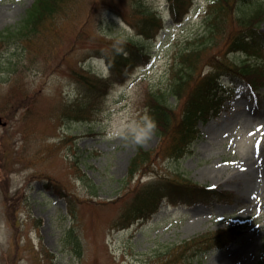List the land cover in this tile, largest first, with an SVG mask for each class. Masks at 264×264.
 I'll list each match as a JSON object with an SVG mask.
<instances>
[{
  "label": "rangeland",
  "instance_id": "1",
  "mask_svg": "<svg viewBox=\"0 0 264 264\" xmlns=\"http://www.w3.org/2000/svg\"><path fill=\"white\" fill-rule=\"evenodd\" d=\"M148 1L167 6L166 0ZM206 1L196 0L183 23L170 25L156 41L146 40L151 63L89 103L83 117L74 108L87 103L75 72L96 49L106 53L114 35L131 32L113 13L116 25L109 18L99 23L100 14L114 6L127 13V0H91L82 4L78 20L51 19L27 65L12 73L2 65L0 116L8 125L0 127V264H149L161 244L238 224L242 234L234 242L194 260L257 264L264 254V87L258 94L238 91L219 114L199 121L193 153L179 161L165 155V143L143 116L147 89L166 83L174 46L200 30ZM33 2L0 0V31L19 21ZM92 67L108 70L103 58H94ZM138 146L154 150L158 176L181 173L231 190L236 199L212 206L162 205L149 221L126 227L128 202L150 177L127 187L120 183ZM88 177L98 184V196L91 195ZM70 228L77 241L67 235Z\"/></svg>",
  "mask_w": 264,
  "mask_h": 264
},
{
  "label": "trees",
  "instance_id": "2",
  "mask_svg": "<svg viewBox=\"0 0 264 264\" xmlns=\"http://www.w3.org/2000/svg\"><path fill=\"white\" fill-rule=\"evenodd\" d=\"M87 1L35 0L24 18L23 30L17 29L8 35L17 34L22 41L33 40L34 42V38L41 33V28H45L46 21L57 16L62 8H66L64 13L66 11L68 14L74 13V8L79 9V5ZM141 3L142 1L135 0L129 15L138 16L142 21L144 20L141 22L142 30L147 35H153L160 26V22L153 17L152 11ZM263 18L264 5L261 0H213L209 6L202 35L191 41L189 47L178 50L167 87L148 93L146 107L149 118L155 123L162 141H166L167 153L175 159H179L190 150L192 142L197 137L196 124L200 118L205 117L207 109L205 105L209 97H215L221 75H227L235 80L247 77L255 86L258 82H263L264 71L259 73L255 64L231 63L226 56L229 51L243 50L251 54L258 50L256 43L249 41L248 36L253 42L260 41L257 37L260 34L258 27ZM103 19L105 18H99L100 24ZM9 37L12 36H7L6 39ZM130 44L126 47L131 48ZM133 50L134 55L139 54L138 49ZM24 55L23 50L16 49L13 52L10 61L11 67H15L13 71L19 69ZM111 56L113 67L120 72H123L131 63L118 51L111 53ZM205 65H211V69L203 74ZM82 72L77 70L75 74H82ZM113 83H115L113 78L103 81L91 79L84 83V86H80V89L83 97L88 101L97 100L103 91L113 86ZM171 94L178 101H182L180 112L176 110L174 104L169 102L168 97ZM78 110L82 112V108ZM151 154V151L139 148L130 162L129 178L132 179L136 172L147 167ZM91 185L94 188L93 193H96L98 186L93 183ZM228 195L220 188L198 184L179 173L176 176L162 175L158 180L149 181L142 186L124 217L128 221L136 218L147 219L165 197L171 202L186 200L190 203L199 201L211 204L217 199L227 200L230 198ZM69 232L71 233L72 230ZM234 233L236 229H222L185 239L180 243L162 245L154 249L149 258V264H200L195 263L193 256L205 253L215 246H224L232 239ZM258 264H264V255L261 256Z\"/></svg>",
  "mask_w": 264,
  "mask_h": 264
},
{
  "label": "water",
  "instance_id": "3",
  "mask_svg": "<svg viewBox=\"0 0 264 264\" xmlns=\"http://www.w3.org/2000/svg\"><path fill=\"white\" fill-rule=\"evenodd\" d=\"M2 123V118L0 117V124ZM3 124H5V123H3Z\"/></svg>",
  "mask_w": 264,
  "mask_h": 264
}]
</instances>
